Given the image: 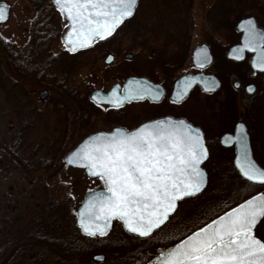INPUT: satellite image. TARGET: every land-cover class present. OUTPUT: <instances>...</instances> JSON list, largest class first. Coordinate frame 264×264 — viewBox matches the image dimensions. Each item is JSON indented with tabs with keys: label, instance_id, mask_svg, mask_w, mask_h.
<instances>
[{
	"label": "flooded vegetation",
	"instance_id": "flooded-vegetation-1",
	"mask_svg": "<svg viewBox=\"0 0 264 264\" xmlns=\"http://www.w3.org/2000/svg\"><path fill=\"white\" fill-rule=\"evenodd\" d=\"M27 1L36 17L23 41L3 38L1 65L3 70L11 69L12 76L21 80L22 76L28 77L25 83L41 90L32 92L35 104L46 101L54 88L60 100L54 102L56 123H69L70 116L79 118V137H84L83 141L116 128L134 131L155 120L184 119L204 134L209 152L203 164L207 190L220 170L213 152L227 153L220 157L226 188L221 203L234 204L231 210L264 191V185L245 180L236 168L238 143H224L228 136L235 141L242 124L253 158L264 169V72L253 67L256 53L245 50L240 60L232 55L244 44L241 22L254 19L257 29L264 31V0H233V6L230 0H145L148 5L143 7L144 19L137 18L138 8L112 37L77 52L67 50L64 35L70 21L54 0ZM139 1L140 6L143 0ZM197 8L203 10L200 20ZM230 8L236 13L231 17ZM174 14L176 18L172 19L170 15ZM199 49H206L208 55L203 69L194 66ZM109 56L113 57L111 63ZM101 65L112 74L100 76L99 71L93 81L83 77L89 70H100ZM184 77H196L199 82L181 103L173 104L176 85ZM130 80H147L158 86L161 99L125 102L119 109L107 103L101 107L93 101L94 96L107 98L117 85L122 95ZM212 80L218 86L213 92H205V82ZM249 87L254 91L249 92ZM103 98L97 101L102 103ZM72 110H78V115Z\"/></svg>",
	"mask_w": 264,
	"mask_h": 264
},
{
	"label": "snow or ice",
	"instance_id": "snow-or-ice-1",
	"mask_svg": "<svg viewBox=\"0 0 264 264\" xmlns=\"http://www.w3.org/2000/svg\"><path fill=\"white\" fill-rule=\"evenodd\" d=\"M62 15L70 21L65 45L70 52L86 49L113 36L138 6V0H54ZM0 7V22L7 19ZM243 47L233 50V58L243 59L245 50L256 53L253 67L264 72V31L254 19L240 25ZM111 63L113 57L107 58ZM208 62L206 49L194 56L200 69ZM196 77H184L176 85L173 104L181 103L190 93ZM217 82H205L204 91L213 92ZM239 87V85H236ZM249 92L254 91L248 88ZM162 90L147 80H130L120 94L119 85L110 96L93 101L115 109L125 102L151 99L159 101ZM235 141L240 153L235 165L240 175L253 184L264 185V169L250 158L244 126H239ZM208 157L203 132L184 119H160L144 123L134 131L116 128L111 133L90 136L67 159L68 165L87 170L91 177L103 181L105 190L91 193L78 213L79 227L88 237H105L114 220H119L129 233L149 238L170 222L178 202L197 196L206 183L201 164ZM264 217V195L253 197L199 227L167 251L161 252L154 264H264V242L253 234ZM103 259V257H97Z\"/></svg>",
	"mask_w": 264,
	"mask_h": 264
},
{
	"label": "trees",
	"instance_id": "trees-1",
	"mask_svg": "<svg viewBox=\"0 0 264 264\" xmlns=\"http://www.w3.org/2000/svg\"><path fill=\"white\" fill-rule=\"evenodd\" d=\"M230 5L233 6V0ZM234 13L235 10L230 8V17ZM139 14L142 17L143 9ZM1 62L0 55V142L15 153L28 170L31 162L38 159V154L27 151L32 126L27 110L29 105L35 108L34 111L40 108L34 104L33 94L25 85L29 78L22 76L21 80L19 76H12L3 70ZM8 117L16 124L7 121V126L4 125ZM14 127L19 128L18 132ZM223 154L227 153L213 152L220 169L213 175L214 184L200 196L181 202L170 222L146 239L128 234L119 221L105 237L84 235L77 226L75 213L51 200L48 187L36 181L27 197L19 196L16 201L4 204L0 216V264L7 259L6 264H82L99 252L107 255L103 264H148L156 251L175 245L234 206L221 203L226 192Z\"/></svg>",
	"mask_w": 264,
	"mask_h": 264
},
{
	"label": "rangeland",
	"instance_id": "rangeland-1",
	"mask_svg": "<svg viewBox=\"0 0 264 264\" xmlns=\"http://www.w3.org/2000/svg\"><path fill=\"white\" fill-rule=\"evenodd\" d=\"M11 6L10 20L5 25H0V52L3 47V38L17 42L23 41L28 36V31L31 27L33 20L36 17L35 10L29 5L27 0H4ZM141 2L138 13L140 12L147 2ZM198 20L201 19L202 9L197 8ZM172 19L174 16L170 15ZM137 18L142 20L139 14ZM160 18L157 19V21ZM200 23V22H199ZM199 26V24H198ZM89 70L83 77L88 78L90 81L94 80L95 74L110 75L109 70ZM7 70V71H6ZM5 72L13 74L11 69L6 68ZM78 77V74L76 75ZM81 77V76H80ZM78 78H75V85ZM28 90L32 93L34 90H41L32 88V86L25 83ZM50 96L46 101L38 102L37 105L40 110L34 111L35 108L32 105L28 107L27 118L32 123L29 131L31 140L28 147V154L37 153L38 159L36 162H31L29 169L27 170L23 164L18 160L15 153L5 147L0 142V216L4 211V204L8 201L15 200L21 197H27L31 187L35 186L36 181L41 184H45L50 192L51 200L56 204L64 206L68 212L77 214V210L80 207L83 199L92 191L102 189L104 187L103 182L99 179L89 178L84 170L68 167L64 159L66 155L76 149L82 142L84 137H79L81 131L79 130V118L69 117V123L62 124L56 123L53 119L56 107L54 102L60 101L55 95L54 88H52ZM37 91V92H38ZM38 92V93H39ZM36 102V99L34 98ZM2 99L0 96V104ZM60 103V102H59ZM76 106V105H75ZM73 111V110H72ZM78 110L73 111L74 115ZM49 113V114H47ZM72 113L70 115H73ZM40 117V118H39ZM76 117V116H75ZM10 118V117H8ZM6 119L4 125L7 126V121L14 125L15 120ZM16 124V123H15ZM16 126V125H15ZM17 127H14V131L18 132ZM78 130V131H77ZM48 139V140H46ZM48 149L50 150L48 151ZM34 161V160H32ZM209 188V187H208ZM166 230V229H165ZM171 236V233L168 235ZM13 251L9 258L14 254ZM104 255L105 260L103 262L94 261V256ZM9 259L5 260L3 264H6ZM107 261V255L105 253H95L90 259L86 260L82 264H103Z\"/></svg>",
	"mask_w": 264,
	"mask_h": 264
},
{
	"label": "water",
	"instance_id": "water-1",
	"mask_svg": "<svg viewBox=\"0 0 264 264\" xmlns=\"http://www.w3.org/2000/svg\"><path fill=\"white\" fill-rule=\"evenodd\" d=\"M138 4H139V0H138ZM0 7H4L5 8V11H6V15H7V19L5 20V21H3V22H0V24H6L7 22H8V20H9V18H10V6L7 4V3H4V2H0ZM138 7V6H137ZM137 9V8H136ZM136 11V10H135ZM135 14V13H134ZM134 16V15H133ZM132 16V17H133ZM131 17V18H132ZM131 18H128V19H131ZM128 19H126V20H128ZM244 22V21H243ZM243 22H241L240 24H239V28H240V25L243 23ZM241 29V28H240ZM69 30V29H68ZM67 33V32H66ZM65 36H66V34H65ZM65 36H64V42H65ZM94 46V45H93ZM92 47V46H91ZM79 50H83V49H79ZM79 50H77V51H79ZM76 51V52H77ZM95 97V96H94ZM96 98V100H98L99 98H103L102 96L101 97H99V98H97V97H95ZM103 99H106V98H103ZM246 134V133H245ZM88 139V138H87ZM86 139V140H87ZM246 140H247V147H248V152H249V156H250V158L256 163V165H257V167H259V168H261L258 164H257V162L254 160V158H253V153H252V151H251V147H250V143H249V139H248V136L246 135ZM85 141V140H84ZM83 141V142H84ZM82 142V143H83ZM81 143V144H82ZM80 144V145H81ZM79 145V146H80ZM78 146V147H79ZM77 147V148H78ZM76 148V149H77ZM75 149V150H76ZM75 150H73L72 152H74ZM71 152V153H72ZM71 153H69L66 157H65V159H64V162H65V164L68 166V167H72V168H76V169H81V170H84L85 171V173H86V175L89 177V178H91V179H97L96 177H91V176H89L88 175V173H87V170L86 169H84V168H80V167H77V166H74V165H68L67 164V159H68V157L71 155ZM239 153H240V145L238 144V151H236V156H235V159H236V157L239 155ZM208 157H209V153H208ZM208 157H207V159H208ZM207 159L206 160H204L203 162H202V164H201V168H202V165L207 161ZM234 162H235V160H234ZM236 166V165H235ZM237 168V167H236ZM203 169V168H202ZM238 169V168H237ZM261 169H263V168H261ZM204 170V169H203ZM205 171V170H204ZM238 171H239V169H238ZM206 172V171H205ZM206 175H207V173H206ZM260 185H262V184H260ZM206 186H207V183H206V185H205V187H204V189L206 188ZM204 189L202 190V192L204 191ZM105 190V188L104 189H100V190H97V191H93V192H91V193H99V192H102V191H104ZM201 192V193H202ZM91 193H89L84 199H83V201H82V203H81V205H80V207L78 208V210H77V225L79 226V218H78V213H79V211L83 208V206H84V204L87 202V200L89 199V197H90V194ZM201 193H199V194H201ZM198 194V195H199ZM260 195H264V191L263 192H261V193H259V194H257V195H255V196H253V197H256V196H260ZM253 197H251L250 199H252ZM250 199H248V200H250ZM246 202V201H245ZM245 202H243V203H245ZM242 204V203H241ZM178 205H179V202H178ZM237 207H239V205L237 206ZM236 208V207H235ZM234 209V208H233ZM231 211V210H230ZM174 215V214H173ZM172 215V216H173ZM224 215V214H223ZM218 219V218H217ZM115 221V220H114ZM114 221L112 222V226H111V228L109 229V232L112 230V228H113V225H114ZM122 223V222H121ZM123 224V223H122ZM124 227V226H123ZM163 227V226H162ZM161 227V228H162ZM124 229L126 230V228L124 227ZM127 231V230H126ZM157 231V230H156ZM128 232V231H127ZM129 233V232H128ZM129 234H131V235H135V234H132V233H129ZM253 234H254V236L256 237V239H259V240H261L262 242H264V217H261L260 219H259V221H258V223L256 224V226L254 227V230H253ZM136 236V235H135ZM138 237V236H137ZM175 246V245H174ZM174 246H172V247H174ZM171 248V247H170ZM170 248H167L166 250H164V251H167L168 249H170ZM163 252V251H162ZM160 254H161V252H159L158 254H157V256L155 257V258H153L148 264H154V262L157 260V258L160 256ZM97 257H103V259H97ZM94 261H96V262H103L104 260H105V256H103V255H97V256H95L94 257V259H93Z\"/></svg>",
	"mask_w": 264,
	"mask_h": 264
}]
</instances>
